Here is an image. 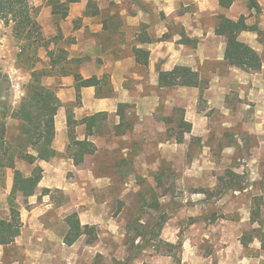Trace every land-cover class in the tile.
<instances>
[{
  "label": "crops",
  "instance_id": "crops-1",
  "mask_svg": "<svg viewBox=\"0 0 264 264\" xmlns=\"http://www.w3.org/2000/svg\"><path fill=\"white\" fill-rule=\"evenodd\" d=\"M28 1L37 10L36 22L42 34L55 40L46 48V70L49 52L55 57L58 51H64L66 58L61 65L63 72L56 68L51 76L41 80L42 86L52 90L59 103L53 118L51 142L55 157L33 165L23 161L15 163V170L24 178L30 177L36 167L42 174L33 196H17L20 228L11 243H0V264H103L107 261L111 264L120 261L170 264L172 258L167 255L142 261L140 253L127 256L124 252H108L104 238L109 236L111 243L122 246L123 236L119 233H123L124 225L119 223V215L112 216L111 206L99 196L113 191L117 177L97 175L94 167L85 166L91 165V157L95 158L93 164L104 153L114 159L110 163L116 166L142 165L146 161L140 153H134L140 148L150 149L158 156L169 143L164 138L151 142L150 137L164 136L167 117L164 110H170L172 117L180 113V121L190 125L188 135L199 139L207 133L206 112H228L226 101L231 94L249 104L243 107L251 108L248 113L254 115V127L262 132L264 0H255L259 13L249 10L246 0H235L229 8L221 7L219 0H58L56 4L67 6L64 19L58 12L53 13L55 7L51 4L54 2ZM221 17L232 22L244 19L249 30L241 32L237 40L259 56V71L227 65L225 38L215 32ZM254 27L259 34L251 31ZM60 42L67 45L61 47ZM134 50L148 52L147 65L136 63ZM179 68L196 73L202 87H159V73ZM76 74L83 81L95 80V85L81 87L77 94ZM201 103L204 110L199 109ZM119 105L126 106L124 120L128 117L136 120L131 130L124 133H116L121 123L117 116ZM68 114L75 121L72 137L78 142L86 140L95 150L93 155L84 156L81 168L73 165L67 153ZM93 116H101L102 121L97 123L92 135H86L83 120ZM107 121L111 122V127L104 137L97 129ZM173 142L174 147L182 145ZM122 171L115 169L114 173ZM13 172L0 170V221L4 222L10 220L8 200L13 193ZM138 175L145 178L143 172ZM133 178V172L126 170L119 179L131 182ZM127 188L125 183L119 195H127L131 191ZM43 190L48 193L43 194ZM196 196L202 195L196 193ZM196 204L203 201L198 200ZM73 213L81 227L96 230L97 240L93 244H87L86 237L82 236L71 246L65 245L64 237L68 232L65 218ZM173 226L172 221L163 226L160 239L164 243H176V232L171 236ZM234 246L242 249L239 241ZM124 248L125 245L121 249L125 251ZM181 249L180 264L225 262L223 254L214 257L194 252L191 243L181 244Z\"/></svg>",
  "mask_w": 264,
  "mask_h": 264
},
{
  "label": "rangeland",
  "instance_id": "rangeland-1",
  "mask_svg": "<svg viewBox=\"0 0 264 264\" xmlns=\"http://www.w3.org/2000/svg\"><path fill=\"white\" fill-rule=\"evenodd\" d=\"M12 29L11 23L4 24L0 20V110L5 108L9 116L25 96L31 71L48 72L45 69L46 48L55 42L42 34L44 39L40 45L43 47L36 52L22 49L27 48V43H19ZM66 45L59 43L61 47ZM226 104L228 112H206L209 123L203 137L196 139L184 135L182 145L177 147L172 144L183 130L178 127L180 113L172 117L170 110H164L166 132L163 137L150 138L151 142L164 138L169 144L158 156L150 149L134 150L140 153L145 164L116 166L110 163L114 159L105 153L93 164L95 158L89 159L91 165L85 168L94 167L97 175L117 177L113 191L99 196L111 206L112 216L119 215L118 221L124 225L123 233H119L123 236L122 246L111 243L109 236L104 238L109 253L124 252L127 256L140 253L142 261L167 253L180 257L182 249L168 250L161 245V230L172 221L171 236L176 232V243H191L194 252L214 257L223 254L226 264H264V187L261 186L264 181V126L262 132L255 129L254 115L248 113L251 108L243 107L249 104L239 100L237 95H228ZM199 109L204 110L202 103ZM127 121L132 125L136 123L133 117H128ZM4 123L8 141L15 140L17 122L8 117ZM110 127V121L102 122L97 132L105 137ZM115 169L123 171L116 174ZM126 170H131L136 179L131 182L119 179ZM227 171L239 176L245 190L225 191ZM142 172L145 178L138 175ZM125 183L131 191L119 195ZM57 199L60 201V197ZM198 200L203 204H196ZM238 241L242 249L234 246ZM124 245L125 251L121 249ZM135 248L140 250L136 252ZM170 264L176 263L172 259Z\"/></svg>",
  "mask_w": 264,
  "mask_h": 264
},
{
  "label": "trees",
  "instance_id": "trees-1",
  "mask_svg": "<svg viewBox=\"0 0 264 264\" xmlns=\"http://www.w3.org/2000/svg\"><path fill=\"white\" fill-rule=\"evenodd\" d=\"M57 1L49 0L51 3L54 2L51 4L55 7L53 13L58 12L61 14V18L64 19L67 6L65 4H56ZM71 1L73 0H68V2ZM129 1L134 2L135 0ZM234 1L219 0V4L223 8H229ZM246 1L249 10L259 13V7L255 0ZM36 15L37 10L29 4L28 0H0V20L4 24L11 23L13 25L12 32L19 43L23 41L27 43V48L23 47L22 49H32L35 52L38 48L43 47L40 43H43L44 39L41 28L36 22ZM246 30H249V28L245 26L243 18L232 22L221 17L219 18L215 32L216 35L225 38L224 59L228 66L253 72L259 71L261 68L259 56L237 40L238 35ZM251 31L258 32L255 27L251 28ZM133 53L137 64L147 65L148 52L134 50ZM48 57V72H44V70L43 72L42 70L31 71L30 80L25 88V96L11 116L8 115V111L5 108L0 110V170L11 169L14 171L13 193L8 200L10 220L8 222L0 221V243L3 245L11 243L20 228L17 196L20 195L23 198L33 196L42 174L41 169L36 167L30 177L24 178L19 171L15 170V163L20 160L29 165H33L36 161H49L55 157V152L51 148V142L54 137L53 118L57 112L59 103L54 92L42 86L41 80L46 76H51L56 68L62 71L64 67L61 65L65 61L66 54L64 51H58L54 57V54L49 52ZM74 78L77 94L81 87L95 85V80L93 79L83 81L77 74L74 75ZM158 84L161 88L202 87L199 83L198 75L186 68L175 69L169 73H159ZM78 98L77 95V103ZM125 108V105L118 106L117 116L120 118L121 123L116 127V133L120 131L124 133L127 130H131L132 124L126 119L124 120ZM8 117L15 120L18 125V134L13 141H8L7 139L4 120ZM100 117L93 116L83 120V124L86 126V135H92L97 123L102 121L99 119ZM74 125L75 121L73 117L68 114L67 128L69 133V146L67 153L72 159L73 165L77 167L83 162L84 156L93 155L95 150H93V146L86 142V140L78 142L72 137ZM178 127L183 130L178 132L174 141L177 144H181L184 135L190 132V125L181 121ZM30 152L35 153V156L31 155ZM225 175L227 176V180L224 182L225 191L241 192L245 190L241 186L239 176L230 171L225 172ZM261 186L264 187V181ZM42 193L46 194L48 191L43 190ZM65 222L68 226V232L64 237L65 245L71 246L82 236L86 237L87 244H93L97 240L96 230L87 226L81 227L75 213L67 216ZM139 237L141 238V236H137V238ZM241 244L243 247L246 246L244 242H241ZM161 245L168 250L181 249L180 241L175 245L161 242ZM262 247H264V244H262ZM134 250L137 252L140 249L135 248ZM167 256L171 257L176 264L180 263L179 258L175 255L167 253Z\"/></svg>",
  "mask_w": 264,
  "mask_h": 264
}]
</instances>
